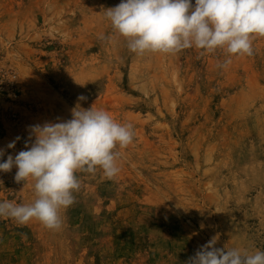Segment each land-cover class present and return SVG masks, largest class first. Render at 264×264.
Instances as JSON below:
<instances>
[{"label": "rangeland", "instance_id": "rangeland-1", "mask_svg": "<svg viewBox=\"0 0 264 264\" xmlns=\"http://www.w3.org/2000/svg\"><path fill=\"white\" fill-rule=\"evenodd\" d=\"M120 2L0 0V162L77 104L135 132L116 178L77 174L61 230L0 218V264H187L213 238L264 251V37L226 69L223 50L138 56L105 16ZM16 171L0 202H33Z\"/></svg>", "mask_w": 264, "mask_h": 264}, {"label": "clouds", "instance_id": "clouds-1", "mask_svg": "<svg viewBox=\"0 0 264 264\" xmlns=\"http://www.w3.org/2000/svg\"><path fill=\"white\" fill-rule=\"evenodd\" d=\"M115 33L130 52L178 54L189 48L201 54L223 50L228 57L217 67L226 69L231 56H252L253 41L264 37V0H121L105 9ZM100 39H105L102 35ZM80 96L78 100H85ZM134 125L117 122L107 111L77 104L71 118L30 127L25 149L0 162V172L17 169L16 183L33 182V202H0V218L19 225L35 220L45 228L63 227L62 211L75 203L81 189L78 173L109 180L121 171V152L134 141ZM34 138V139H33ZM20 137L7 145L14 149ZM5 150L0 149V158ZM216 238L200 246L187 264H264V251L216 247Z\"/></svg>", "mask_w": 264, "mask_h": 264}]
</instances>
